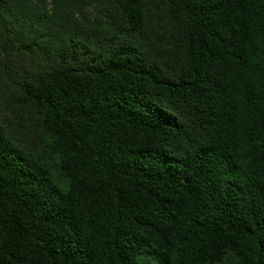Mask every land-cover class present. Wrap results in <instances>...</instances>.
I'll return each mask as SVG.
<instances>
[{"label": "trees", "instance_id": "obj_1", "mask_svg": "<svg viewBox=\"0 0 264 264\" xmlns=\"http://www.w3.org/2000/svg\"><path fill=\"white\" fill-rule=\"evenodd\" d=\"M0 264H264V0H0Z\"/></svg>", "mask_w": 264, "mask_h": 264}]
</instances>
